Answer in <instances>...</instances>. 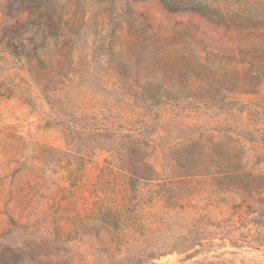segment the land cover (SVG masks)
Segmentation results:
<instances>
[{
    "label": "rangeland",
    "instance_id": "374dc122",
    "mask_svg": "<svg viewBox=\"0 0 264 264\" xmlns=\"http://www.w3.org/2000/svg\"><path fill=\"white\" fill-rule=\"evenodd\" d=\"M0 264H264V0H0Z\"/></svg>",
    "mask_w": 264,
    "mask_h": 264
},
{
    "label": "trees",
    "instance_id": "16d2710c",
    "mask_svg": "<svg viewBox=\"0 0 264 264\" xmlns=\"http://www.w3.org/2000/svg\"><path fill=\"white\" fill-rule=\"evenodd\" d=\"M199 5H201V4H199Z\"/></svg>",
    "mask_w": 264,
    "mask_h": 264
}]
</instances>
